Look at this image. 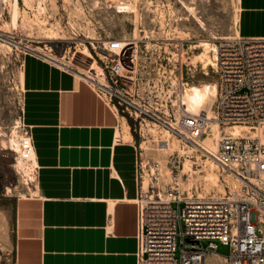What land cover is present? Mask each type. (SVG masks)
Returning a JSON list of instances; mask_svg holds the SVG:
<instances>
[{
    "label": "built area",
    "instance_id": "1",
    "mask_svg": "<svg viewBox=\"0 0 264 264\" xmlns=\"http://www.w3.org/2000/svg\"><path fill=\"white\" fill-rule=\"evenodd\" d=\"M6 6L7 1L0 0V12ZM129 45L119 48L115 41L104 42L100 49L115 56L104 55L102 73L89 83L123 118L133 120L139 137L145 138V122L169 134L157 144L159 150L161 145L168 150L165 165L137 144L139 264H206L210 254H217L216 242L231 248L227 264H264V232L257 230L264 226V38L238 37L217 45L218 91L212 119L180 105L189 86L184 77L171 94L165 89L168 75L163 66L157 85L149 82L144 93L132 90L140 60L134 44L123 61ZM173 95L178 108L171 112L167 106H173ZM210 123L222 132L215 151L202 144ZM24 136L29 142L23 144L22 157L27 160L35 152L26 127ZM174 139L177 147L171 144ZM186 162L191 170L185 171ZM206 163L231 179H220L224 193L205 194L208 180H195L206 174ZM203 241H209L206 248Z\"/></svg>",
    "mask_w": 264,
    "mask_h": 264
},
{
    "label": "crops",
    "instance_id": "2",
    "mask_svg": "<svg viewBox=\"0 0 264 264\" xmlns=\"http://www.w3.org/2000/svg\"><path fill=\"white\" fill-rule=\"evenodd\" d=\"M238 6L239 37L264 38V0ZM21 72L36 182L32 196L0 206L10 210L0 264H139L138 145L128 120L73 70L27 54Z\"/></svg>",
    "mask_w": 264,
    "mask_h": 264
},
{
    "label": "rangeland",
    "instance_id": "3",
    "mask_svg": "<svg viewBox=\"0 0 264 264\" xmlns=\"http://www.w3.org/2000/svg\"><path fill=\"white\" fill-rule=\"evenodd\" d=\"M11 2L7 0L5 12H0V206L8 200L34 194L35 181L17 168L19 155L7 145L14 130L20 138L24 136L21 65L25 55H40L36 52L40 51L63 61L74 72L95 78L96 74L102 73L104 54L100 48L103 43L122 40L130 43L123 52V61L127 62L126 56L132 52V45L136 44L139 50L138 81L132 85V90L144 93L149 82L157 85L159 68L163 66L168 75L165 89L171 94L181 77L189 85H200L205 80L217 83L214 67H209L208 77L204 75L201 62L196 66H183L180 51L195 59L201 51L192 48L193 45L207 42L217 47L223 40L239 37L236 33L238 0H19L17 27L10 24ZM126 5H129L128 9L122 8ZM52 33L55 37L49 38ZM86 49L91 56L86 54ZM162 99H159V105ZM170 100L173 106L169 104L167 109L176 111L175 95ZM128 124L146 155L159 161L164 159L161 163L165 165L169 153L161 155L157 144L169 138V134L145 122L142 126L145 138H141L133 131V120L128 119ZM129 126L123 120L126 135L130 133ZM174 140L177 147L179 142ZM216 172L221 180H231L226 173ZM203 185L206 189L207 184ZM204 193L220 191L214 187ZM9 217V208L0 207V232L6 230ZM257 230L264 232V226L258 225ZM216 244L217 254H210L206 264H227L225 258L230 256L231 248L219 242ZM208 245L209 241L202 242L203 247Z\"/></svg>",
    "mask_w": 264,
    "mask_h": 264
},
{
    "label": "bare ground",
    "instance_id": "4",
    "mask_svg": "<svg viewBox=\"0 0 264 264\" xmlns=\"http://www.w3.org/2000/svg\"><path fill=\"white\" fill-rule=\"evenodd\" d=\"M129 5H126L125 7H122V8L128 9ZM10 12H11L10 24L14 27H17L19 24V17H20L19 0H12ZM237 21H238V17H237ZM236 33L238 34V28H236ZM50 36L51 37H49V38L55 37V35L53 33ZM115 42L118 44L119 48L129 44L128 42H125L122 40L121 41H115ZM192 48L199 49L201 51V53L199 55H196L195 59H192L191 57L187 56L186 52L180 51V57H182V65L187 66V67L196 66L201 62L203 64V70L205 71L204 75L209 77L210 76L209 67L212 66L215 69H217V47L211 46L207 42H199L198 44L193 45ZM85 51H86L87 55L91 56V53L88 51V49H86ZM36 52L38 54L42 55V57L45 58V60L47 59L59 67L70 68V66L65 64L63 61L58 60L55 57L41 53L40 51L39 52L36 51ZM211 53H213V55L210 56ZM75 73L79 77L84 78L87 81L92 80L91 76H88L82 72H76L75 71ZM21 76H22V73H21ZM217 91H218L217 83H213V82L208 81V80H205L200 85H189L186 93L184 94L183 103H181L180 105L184 106L188 111H190L192 113L198 114V113L205 112L207 114V116H209V118L212 119V118H214V107H215V103H216ZM18 124L20 125L21 123L19 122ZM209 127H210V133L206 134L202 138V144L204 146L210 148L211 150L215 151L217 148V143L219 142V140L222 136V132H221V129L219 128V126L215 125L213 123H210ZM235 132H236L235 135L239 134L238 129H236ZM131 138H132V136L130 133H128L125 137V139H131ZM28 142L29 141L27 140V137L23 136L22 138H20L17 131L14 130L12 137L9 140V143L7 145L10 146L11 149L15 150L17 152V154L19 155L17 168L23 170L25 176H27L31 181L36 182L37 161H36L35 154L31 155L30 158L27 160H24L22 157L23 144L28 143ZM171 144L176 146V144H174L173 142H171ZM161 147H162V145H161ZM161 147H160V150L157 148V150L160 152L161 155H164V153L165 154L168 153V150L163 149ZM160 160L163 162L164 159H160ZM188 170H191L190 162H187L185 164V171H188ZM203 170L206 172V174L204 176H198L195 180H201L204 178L206 180H208V183H206L207 185H206V191L205 192L209 193L211 191V189L216 187L218 189V191H220L221 193H224L225 190H224L223 186L219 183L220 177H219L218 173L216 172V167L212 163H210V167H208V163H206L203 166Z\"/></svg>",
    "mask_w": 264,
    "mask_h": 264
},
{
    "label": "water",
    "instance_id": "5",
    "mask_svg": "<svg viewBox=\"0 0 264 264\" xmlns=\"http://www.w3.org/2000/svg\"><path fill=\"white\" fill-rule=\"evenodd\" d=\"M102 54L109 56L110 58H114V56L112 54L107 53L106 51L102 50Z\"/></svg>",
    "mask_w": 264,
    "mask_h": 264
},
{
    "label": "trees",
    "instance_id": "6",
    "mask_svg": "<svg viewBox=\"0 0 264 264\" xmlns=\"http://www.w3.org/2000/svg\"><path fill=\"white\" fill-rule=\"evenodd\" d=\"M0 254H1V252H0ZM1 264H4V263H1Z\"/></svg>",
    "mask_w": 264,
    "mask_h": 264
}]
</instances>
